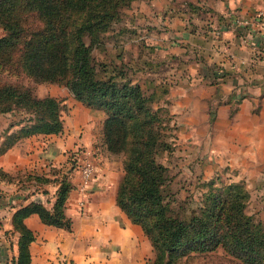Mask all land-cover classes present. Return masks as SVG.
Here are the masks:
<instances>
[{
  "label": "trees",
  "instance_id": "1",
  "mask_svg": "<svg viewBox=\"0 0 264 264\" xmlns=\"http://www.w3.org/2000/svg\"><path fill=\"white\" fill-rule=\"evenodd\" d=\"M131 1L0 0V71L20 77H0V113H24L10 123L17 124L15 128L3 131L0 154L23 137L63 130V101L50 94L37 96L22 78L64 83L77 100L105 113L106 148L122 155L115 203L149 239L152 264H176L191 252L217 247L244 264H264V222L247 209L250 194L244 182L223 183L212 177L188 214L182 206L173 208L171 176L160 159V153L173 147L168 108L155 106L152 94L120 66L106 73L93 56L92 47L102 44ZM72 171L55 176L50 207L36 198L13 212V230L18 233L14 264H31L29 246L35 234L24 223L27 215L35 212L45 224L71 228L65 202L74 189ZM0 175L9 174L0 169Z\"/></svg>",
  "mask_w": 264,
  "mask_h": 264
},
{
  "label": "crops",
  "instance_id": "2",
  "mask_svg": "<svg viewBox=\"0 0 264 264\" xmlns=\"http://www.w3.org/2000/svg\"><path fill=\"white\" fill-rule=\"evenodd\" d=\"M183 1L181 9L172 3L166 5L168 0H162L164 4H147L139 13L148 21L144 16L155 15L156 10V23L171 29L170 41L161 32L159 39L166 46L159 50V56L172 57L170 61L176 71L171 79L159 77L157 81L168 82L170 94L178 93L170 105L173 110H185L191 115L188 126L195 131V137L202 138L204 145L210 146V162L223 164V169L228 166L233 178L244 179L248 187L264 188V29L260 23L252 21L258 11L264 20V0H192L195 5L186 3L191 0ZM246 19L248 23L237 24V20ZM217 27L219 33L216 34ZM181 58H186L187 63ZM182 69L184 74H180ZM78 106L74 103L70 110L71 134L38 133L23 137L0 154V169L21 176L34 174L36 170L46 171L63 160L69 161L66 148L81 146L82 149L84 146L83 154L95 164L96 178L90 181L91 189L83 193L78 189L69 191L65 213L72 220L71 230L62 229L59 236L69 240L66 250L83 261L87 258L83 255L82 243L87 238H105L115 233L113 221L117 209L116 189H103L105 167L99 164L92 139L83 135L77 141L74 137L80 122L76 117H81ZM94 112L103 120V112L99 109H81V113H88L87 118ZM52 135L54 137L49 139L45 137ZM61 172L52 169L47 175L56 176ZM72 174L74 183L76 170ZM4 177L0 175V264L8 253L14 257L17 253L18 233L12 224L16 208L36 198L50 207L56 192V189H18L15 182ZM81 196L87 201L82 211L77 205ZM24 223L35 234L29 246L32 264L33 244L43 242L51 230L35 212L27 215ZM92 225L100 227L99 230H93ZM40 247L42 252L44 245Z\"/></svg>",
  "mask_w": 264,
  "mask_h": 264
},
{
  "label": "rangeland",
  "instance_id": "3",
  "mask_svg": "<svg viewBox=\"0 0 264 264\" xmlns=\"http://www.w3.org/2000/svg\"><path fill=\"white\" fill-rule=\"evenodd\" d=\"M158 1L132 0L129 6L122 10L119 20L113 24L112 29L105 34L102 44L92 47V54L97 62L105 65L106 73L113 66H120L127 77L133 81H137L147 94H152L155 106L161 104L168 108L171 114L170 124L173 125V136L169 137V139L172 140L173 147L170 151L164 150L160 153V159L167 164L171 176L169 188L172 192L173 208L179 209L182 206L186 209V214H188V209L197 204L201 191L205 189V182L212 177H218L217 179L223 183L239 180L244 182L250 194L247 204L248 211L264 222V188L257 189V186L248 187L244 179L233 178L231 174L232 170H229L228 166L223 169V164L219 165L210 162L208 155L210 146L204 145L202 138L198 139L195 137V131L188 126L191 115L185 110H173L170 105V102H173L178 93L170 94L168 82L157 81L159 77H169L171 79V75L176 71L171 64L172 61H170L172 57L159 56V53H161L159 50L163 48L162 46H166V44H161V40L159 39L161 32L166 34L168 41H170L172 33L169 30L171 29H168L167 25L163 23L161 26L156 23V10L154 11L155 15L144 16L147 17L148 21L146 18L143 19L139 14L147 4L156 6L164 4L161 2L162 0ZM183 2V0H168L165 4L172 3L175 8L181 9L184 4ZM186 3L195 5V2H192V0L191 2L186 1ZM148 26L149 28H147ZM2 33L3 30L0 27V35ZM180 60L183 63H187L186 58H181ZM183 67L181 66V68ZM180 74H184L183 69L180 71ZM0 77L11 81L16 80V78L20 79L17 75L3 71H0ZM22 81L32 85L33 91L37 96L50 94L63 101L64 107L61 115L64 122L63 130L56 134L57 136H68L71 134L72 130L68 123V119L72 116L70 110L73 108L72 105L74 103L79 104L78 112H80L81 117H76L79 118L80 122L79 128L74 133V137L77 141L83 135L92 139L99 158V164L105 167L103 189H117L123 169L122 155L111 153L106 148L102 132L103 120H100L99 115L94 112L90 114L91 118H87L88 113H81L83 107L90 106L77 100L64 83L57 81H33L28 77H23ZM213 81L214 83L217 82L214 79ZM99 110L105 116L104 111L102 109ZM23 115L24 113L19 112L0 113L1 136L5 129L9 128L11 130L15 128L17 124H12L11 126L10 123H14ZM88 122H91L89 123L90 125ZM45 137L49 139L54 136ZM77 147L80 149L78 154H83L85 151L83 149L84 146L82 149L81 146ZM74 150L76 149L72 147L66 148L67 155H71ZM86 154L90 155L89 153ZM69 163L68 160H63L61 164L50 166L46 171L36 170L34 174L27 176L24 174L22 176L9 174L4 178L11 183L15 182L18 185V189H56V177L53 175L49 176L47 173L52 172V169L55 171H69ZM72 173H74V170ZM45 177H50V180L45 181ZM95 178L96 172L92 179ZM90 185L89 181L86 184V189H91ZM86 203L87 201H85L83 208H79L81 211L86 209ZM115 205L117 209L115 220L113 221L115 223V233H109L105 238H87L82 243L83 255L87 259H83L82 261V259L71 255L66 250V244L69 240L59 237L60 230L68 231L71 228L65 229L48 224L51 230L49 235L43 239V242H37L32 246L34 256L32 264H152L154 253L149 239L142 228L138 224L133 223L116 203ZM99 228L92 225L93 230H99ZM41 244L44 245L42 252ZM13 257L14 255L11 252L8 253L3 264H14ZM176 264L244 263L229 254L222 247H217L207 252H191L188 255L182 256Z\"/></svg>",
  "mask_w": 264,
  "mask_h": 264
},
{
  "label": "built area",
  "instance_id": "4",
  "mask_svg": "<svg viewBox=\"0 0 264 264\" xmlns=\"http://www.w3.org/2000/svg\"><path fill=\"white\" fill-rule=\"evenodd\" d=\"M262 13L257 12L254 15V18L252 21H254L257 24H261V26L264 29V20L261 17ZM235 20L236 18L233 17ZM248 23L249 20H237V24L239 23ZM214 32L217 34L219 33V28H215ZM80 149L74 150L71 155H69V164H70V169L73 168L76 170V177L77 180L74 182V189H78L80 193H83L86 189V184L91 181V179L95 176L96 172V167L95 164L93 163L92 159L88 158L84 154H78V151ZM77 205L79 208H83L85 205V198L82 196L77 200Z\"/></svg>",
  "mask_w": 264,
  "mask_h": 264
}]
</instances>
